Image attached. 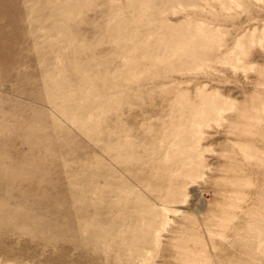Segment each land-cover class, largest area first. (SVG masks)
<instances>
[{
  "label": "rangeland",
  "instance_id": "rangeland-1",
  "mask_svg": "<svg viewBox=\"0 0 264 264\" xmlns=\"http://www.w3.org/2000/svg\"><path fill=\"white\" fill-rule=\"evenodd\" d=\"M0 264H264V0H0Z\"/></svg>",
  "mask_w": 264,
  "mask_h": 264
}]
</instances>
